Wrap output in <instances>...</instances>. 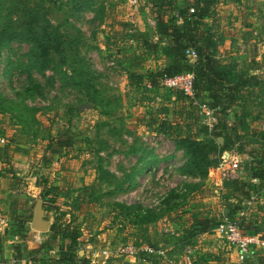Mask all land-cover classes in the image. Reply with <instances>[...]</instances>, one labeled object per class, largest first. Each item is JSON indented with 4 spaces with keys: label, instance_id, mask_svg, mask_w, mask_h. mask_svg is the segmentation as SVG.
<instances>
[{
    "label": "rangeland",
    "instance_id": "1",
    "mask_svg": "<svg viewBox=\"0 0 264 264\" xmlns=\"http://www.w3.org/2000/svg\"><path fill=\"white\" fill-rule=\"evenodd\" d=\"M90 1V7L80 9L78 5L83 0H17L21 4L0 0V29L5 27L8 17L11 26H17L22 5L37 4L41 10L45 9L46 21L67 43L61 74L53 67L43 72L27 67L30 51L27 44L14 42L0 50V127L5 132L0 136L4 140L0 147H8V160L0 162L1 169L9 172L16 167L23 174L31 168L37 180L47 178L48 185L69 190V199L65 201L70 204L65 216L60 212L64 200L60 198L53 203L45 199L51 209L47 219L52 224L56 214V225L79 230L78 250H87L89 257L85 259L89 263L101 260L97 254L107 249L110 256L106 264H193L191 257L195 264H262L264 245L260 252L253 254L256 259L238 263L235 255L232 258V255L215 252L213 237L208 241H204L205 236L182 241L173 237L185 235L190 224L199 217L218 221L225 211L223 184L234 179L250 183V167L264 160L261 137L264 92L259 90L261 86L264 89V84L261 85L264 83V0H218L213 6L215 14L218 5L240 6L238 10L233 8L238 20L230 19L237 24L242 21L250 24L244 29L248 48L261 46L260 51H255L259 61L245 68L247 77L255 76L260 86L240 94L245 99L244 110L249 113L246 128L241 130L233 116L239 107L226 104L214 110L216 116L220 109L227 112L225 119L230 129L226 148L222 149L223 143L214 140L218 165L200 180L180 175L178 169L185 162L184 154L176 150L158 128L161 123L173 124L181 134L203 139V128L207 127L199 111L189 107L185 97L177 92L164 100L169 90L161 85L158 91L152 89L147 77L142 86H128L124 67L146 76L169 64L161 53L158 59L152 58L141 46L146 39L152 43L158 41L154 38L152 4L138 0L135 13L129 0ZM128 32L139 40L129 39ZM139 51L144 53L138 55ZM53 57L56 62V56ZM145 58L146 61L139 62ZM248 70L257 72L250 74ZM250 90H255L249 92L251 96L247 94ZM86 104L90 107L80 111L79 106ZM205 104L209 107L208 101ZM58 139L63 142L70 139L71 145L64 151L56 149L52 143ZM49 145L52 147L48 148ZM54 151L60 156L49 165L43 162L42 156ZM142 152L147 154L146 165L153 160L159 162L151 165L150 171L137 173L141 167L137 159ZM185 184L197 187L181 198L178 195ZM256 185L251 184V194L259 191ZM39 191L33 194L35 198L25 200L23 197L17 199L14 206L10 204L15 222L26 226L31 222L37 200L43 199V192ZM172 192L176 195L164 204ZM117 204H138L153 209L157 219L148 226L133 225L120 219ZM3 212L0 208V214ZM249 214L243 222V230L264 239V206H256ZM48 233V242L43 245L48 251L51 244L56 252L58 243L52 240L51 232ZM119 246L133 247L138 252L134 256L118 255ZM142 250L147 251L148 258Z\"/></svg>",
    "mask_w": 264,
    "mask_h": 264
},
{
    "label": "trees",
    "instance_id": "2",
    "mask_svg": "<svg viewBox=\"0 0 264 264\" xmlns=\"http://www.w3.org/2000/svg\"><path fill=\"white\" fill-rule=\"evenodd\" d=\"M11 1H16V4H21L20 2L17 3V0ZM145 1L152 4V9L155 14V28L159 39L157 42L152 43L148 41V39L145 40L144 37L145 41L141 42V46L143 49H146L148 53L153 55H156V53L160 51L164 58H169V64L146 76L131 72L128 66L124 67V70L127 71L128 86H142L145 77H147V84H149L152 89L158 91L160 85L162 86L161 79L164 75L175 76L182 73H192L194 75V89L198 102L202 101L205 104V101H208L209 107L213 110H217L226 104L239 107V111L235 112L233 116L238 120V127H241V130L246 128L245 119L249 113L244 110V108L246 109V107H244L245 99H243L244 97L240 94L250 88L258 87L260 84H258L255 76L247 77L246 72H237L236 65L231 63L223 64L215 59L214 51L216 48L215 42L212 40L213 35L211 33V26L206 23L205 20L211 17V9L218 3V0ZM91 3L90 0H83L78 7L80 9L90 7ZM19 9V21L17 26L12 27L10 24L12 21L8 17L4 25L5 27L0 29V50L2 47H6L14 42L27 44L30 47V51L27 54V67L36 72H43L53 67L54 71L61 74L62 71H60V68L65 62L63 51L67 43L60 38L57 29L46 21L45 9H43L44 11L41 10L37 4H34V6L24 4ZM191 9L193 10L192 13L190 12ZM175 11L178 17L175 16ZM127 36L131 40L138 39L134 33L129 34L128 32ZM164 40H168L170 43L166 44L164 47H160V44H162ZM188 48H193L196 51L197 56L193 62L187 59L185 55ZM53 55L57 58L56 62ZM263 84L264 83L261 85ZM165 90H169L166 92L169 93V95L164 96V100H169L172 93L177 92L171 89ZM259 90L261 93L264 92L262 86ZM177 93L182 94L181 92ZM184 97L188 101V106L198 111V108L191 104V100L186 96ZM226 113L227 112L224 113V111L220 109L219 115H215L217 124L210 133H207V128H203L205 132L203 139H193L187 133L181 134L178 128L173 124L161 123L159 125L158 128L160 132L173 142L176 150L182 151L184 154L185 162L182 167L178 169L181 176L185 178H198L200 180L209 175L211 168L217 167L218 162L214 155L217 151V147L215 146L214 140L217 141L219 138H222L223 144L221 148H226V136L230 129L228 121L225 119ZM4 133V129L0 127V136H3ZM261 137L264 140V133L261 134ZM70 145V139H67L66 142L58 139L52 143V146L56 149L63 151L66 146ZM52 146L49 145L48 148ZM7 148L8 147H0V161L4 162L8 159ZM146 155L147 154L143 153L138 157L137 165L141 167L138 168L137 173L150 171L152 168L151 165H156L159 162L153 160L146 165L144 161ZM58 156L60 155H58L57 151H54L50 155L44 154L42 160L49 165L51 162H54ZM102 173L109 174L106 173V171H102ZM250 173L251 179L256 180L258 182V187L264 190V160L261 159L259 162L253 163L250 167ZM251 184L252 183L245 182L241 179H234L224 183L222 203L224 204L225 211L222 213V217L218 221L214 218L199 217V219L197 218L190 224L189 230L185 231V235L179 238L173 237V240L177 239L178 241H182L199 237L205 233H211L215 230L223 217H233L237 213L242 212L253 190ZM36 185L42 188L45 219H47L48 214L50 215L51 213L50 207L46 204V198H49L53 203L60 198L64 201L69 199L68 189L48 185L47 178L37 180ZM196 187V185L185 184L183 189H181L182 192L179 193L178 196L184 198L187 196L188 190L193 191ZM175 195L176 194L173 192L168 194L163 203L168 204L170 198ZM69 204L70 203L65 201L61 205L60 212H62L63 216L66 215ZM117 208L121 210L120 219L132 222L133 225L148 226L157 219L155 210L145 209L138 204H117ZM53 217L55 221L51 224L49 232H51L52 240L58 243L59 251L57 252V256L59 255V261L63 264H88L89 262L86 261L85 258H79L77 255L80 239L79 230L76 227L62 229L60 226L56 225L58 221L56 214L53 215ZM131 217H133L132 221H130ZM20 225L21 228L24 229L25 224L21 223ZM241 226L243 229V224ZM65 241L69 242V248L67 250L64 249ZM141 252L147 255L148 258L149 254L145 253L147 251ZM144 255L141 258L142 260L146 259ZM76 258L78 261H76ZM191 260L193 264H195L194 257H191ZM261 263L264 264L262 259Z\"/></svg>",
    "mask_w": 264,
    "mask_h": 264
},
{
    "label": "crops",
    "instance_id": "3",
    "mask_svg": "<svg viewBox=\"0 0 264 264\" xmlns=\"http://www.w3.org/2000/svg\"><path fill=\"white\" fill-rule=\"evenodd\" d=\"M231 6L232 7L228 5L225 6V4L218 5L214 9L216 14L213 12V7H212L211 9L212 14L210 17L212 20L209 21L210 18H208V21L210 22L208 24L211 26V33L213 35L212 40L215 42V48H216L214 51L215 59L218 62L223 63V64H226V63L234 64L237 67V72L245 73V68L248 69L251 62L253 64L255 60L256 62L259 61L260 57H257V55L255 54V51L256 49L260 51L261 46L260 45H258L257 47L253 46L252 49L251 47L248 48L249 43L247 42L246 31L244 29L246 26L250 24H248L245 21H242L240 24H237L235 20H238L237 18L238 14L236 13L233 15V12L235 13L233 8L235 7L236 10H238L240 6L238 5H231ZM151 11H152V14H154V11L152 8H151ZM135 13H137V11ZM230 18H234L235 19L234 22H232L233 20ZM154 24H155V21H154ZM153 31H154V38L158 40L159 37L157 36L155 27H153ZM155 42L157 41H153V43ZM168 43H170V41L164 40L162 43V46L164 47ZM249 49H251L252 52ZM139 52L140 53H138V55H141L144 53V51L143 53H141V51ZM160 53L161 52L158 51L156 55L152 54L153 55L152 58L156 56L158 59V57H160L159 55ZM146 59L147 58H145V60H139V62L142 63V61H146ZM166 59L169 60V58H166ZM140 66L143 68L145 67L144 64L143 65L141 64ZM147 68L149 69L151 67H147ZM241 70H244V71H241ZM130 71L132 70L130 69ZM256 72H257L256 70L249 71L250 74H255ZM254 88H257V87H254ZM254 91L255 90H250L247 92V94L251 96L249 92H254ZM0 162H3V161H0ZM20 171L18 168L14 167V169H12L11 171L5 172L0 167V202L4 203L3 205L4 207L2 206V204H0V208L3 211L7 212V213L3 212L4 214H0V217H2L5 220L4 233L0 237V264H39V263L40 264L41 263L42 264H63L59 261V255L57 256V252L59 250L54 252L53 254L52 252L54 250H52L53 247L51 244H50L51 251L50 250L47 251L45 249L47 248L46 245H43V244H47L44 242H48V239L50 236L48 232L39 233V232L32 231L28 225L30 224V222L27 224V226L25 225L24 229H22L20 225L21 223H19L18 221L15 222V217L12 216L10 204H13L14 206V203L17 202L16 201L17 199L21 200V198L25 197V200H28V198L30 197L35 198L36 196H33V194L37 193L38 190H40L39 192H42V188L41 187L38 188V186L36 185L37 178H36V175L33 174V171L31 168L27 171H24L23 174H20ZM249 182L252 183V185L257 184V181L254 179H250ZM257 188H259V191L256 190L255 192H257L262 197V195L264 194L263 188L261 187H257ZM262 205H263L262 201L258 200L253 204L250 211L256 206L258 208V206H262ZM213 232L202 234L199 237L203 238V236H205L204 241H208L212 239V237L215 238L214 239L215 240L214 241L215 252L223 253L225 256L232 255L231 256L232 258H233V255L236 256L237 255L236 250L234 248H231L227 244L226 240L222 239L219 234H217L216 232L214 233ZM64 244H65L64 249L67 250L69 248V242L65 241ZM209 245L211 246L212 244H209ZM206 246L207 245H204V247ZM57 249H58V244H57ZM44 251L48 253L44 254L43 253ZM258 251L260 252L261 248L256 249L251 255H249L247 259L248 260L249 258L256 259V257H254L253 254L257 253ZM77 253L79 254L80 257L82 256H84V258L89 257L87 250H80V251L78 250ZM92 255H95V253H93ZM217 260H220V259L218 258ZM238 263L240 262L238 261Z\"/></svg>",
    "mask_w": 264,
    "mask_h": 264
},
{
    "label": "built area",
    "instance_id": "4",
    "mask_svg": "<svg viewBox=\"0 0 264 264\" xmlns=\"http://www.w3.org/2000/svg\"><path fill=\"white\" fill-rule=\"evenodd\" d=\"M129 4L136 12L138 9V0H129ZM190 12L192 13L193 10L191 9ZM175 16L178 17L177 14H175ZM185 55L191 62H193L197 56L196 51L193 48H188L185 52ZM161 84L166 89L181 92L184 96L188 97L191 100V104L198 108L199 114L203 117V121L208 130L212 131L214 129L215 125L217 124L214 110L208 107L202 101L198 102L194 89V75L192 73H182L175 76L164 75L161 79ZM0 142L2 143L4 140L0 139ZM259 198L262 197H259L257 192L252 193L249 199L246 201V207L242 212L237 213L233 217H223L214 230V232L219 234L222 239L226 240L227 244L231 248L236 250V256L240 263L245 262L249 255H251L256 249L262 248L264 245L263 239L255 235L246 234L241 226L246 219L247 213L250 212V209L256 201L261 200L264 205V199ZM4 227L5 220L0 217V237L4 233ZM116 252L118 255L134 256L138 251L133 247L119 246L116 248ZM52 253L54 254V251ZM98 255H100L102 259L92 260L89 264H106V260L110 256L107 249L101 250L100 254Z\"/></svg>",
    "mask_w": 264,
    "mask_h": 264
},
{
    "label": "water",
    "instance_id": "5",
    "mask_svg": "<svg viewBox=\"0 0 264 264\" xmlns=\"http://www.w3.org/2000/svg\"><path fill=\"white\" fill-rule=\"evenodd\" d=\"M88 107H90V104L80 105L79 110L82 111L83 109H86ZM218 141L220 144H222L223 139L219 138ZM50 226L51 223L47 219H45L43 201L42 199H38L34 207L33 216L29 224V228L35 232L47 233L50 229Z\"/></svg>",
    "mask_w": 264,
    "mask_h": 264
},
{
    "label": "bare ground",
    "instance_id": "6",
    "mask_svg": "<svg viewBox=\"0 0 264 264\" xmlns=\"http://www.w3.org/2000/svg\"><path fill=\"white\" fill-rule=\"evenodd\" d=\"M210 132V131H209Z\"/></svg>",
    "mask_w": 264,
    "mask_h": 264
}]
</instances>
